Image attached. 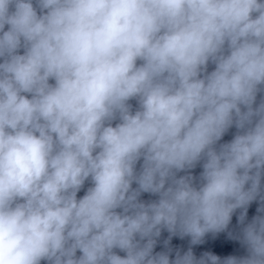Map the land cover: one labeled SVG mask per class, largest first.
<instances>
[{"label": "clouds", "instance_id": "1", "mask_svg": "<svg viewBox=\"0 0 264 264\" xmlns=\"http://www.w3.org/2000/svg\"><path fill=\"white\" fill-rule=\"evenodd\" d=\"M42 262L264 264V0H0V264Z\"/></svg>", "mask_w": 264, "mask_h": 264}]
</instances>
